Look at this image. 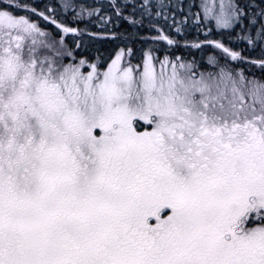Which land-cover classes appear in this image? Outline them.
<instances>
[{"label": "snow or ice", "instance_id": "obj_1", "mask_svg": "<svg viewBox=\"0 0 264 264\" xmlns=\"http://www.w3.org/2000/svg\"><path fill=\"white\" fill-rule=\"evenodd\" d=\"M110 7L64 0L39 12L58 39L0 9V264H264V79L215 56V72L167 55L157 72L151 49L138 79L123 66L131 48L102 72L65 64L64 36L84 29L59 22L58 11L72 22L85 12L101 24L124 19L169 46L181 43L171 29L180 36L189 20L177 21L165 0ZM200 7V23L239 25L236 39L264 51V0Z\"/></svg>", "mask_w": 264, "mask_h": 264}, {"label": "rangeland", "instance_id": "obj_2", "mask_svg": "<svg viewBox=\"0 0 264 264\" xmlns=\"http://www.w3.org/2000/svg\"><path fill=\"white\" fill-rule=\"evenodd\" d=\"M121 1L124 2V0H121ZM60 2L63 3L64 0H60ZM96 2H102L103 5L93 6ZM112 2L113 0H74L73 3L77 5H81L83 3H90L88 8L86 9H91V8L98 7V6L100 7L108 6V8H111L110 5L112 4ZM178 2H182V0H178ZM209 2L210 0H190V3L186 4L185 8H186L187 14H183L182 19L185 16H188L189 20L185 23V27L188 26L189 23H190V27L188 26L186 31H184L183 34L180 36H173L171 34L173 37L181 41V43L178 46H169L167 45L166 42L154 43L150 39V37L156 34H154L151 31H148L147 28H139L135 30L136 33L139 32L136 36H130L129 33L126 32L127 36L125 37V41L130 42L131 44L130 48L132 49V54L131 56L125 57L123 66L133 67V74L138 79L139 74L143 71L144 53L146 50L151 49L154 57L158 58L157 60H154L157 72L160 71L159 61L163 60L166 55L169 58L180 57L185 62L193 63L196 66L197 70L199 71L215 72V71H218V69L208 63V57L215 56L218 58L219 62L222 65L227 63L232 69H235L236 71H243L244 74L249 78L256 77V78L264 79V68H262L259 64L251 63V61L264 59V51H262L260 46L251 47L248 45L246 41L242 39H236L238 35H242V33L239 31V25H237L234 29L228 30V29H218L215 25L214 19H211V18H209L206 21H203V23L199 22L200 19H202L203 17V9L202 7H200V5L203 3H209ZM218 2L219 0H217V3ZM236 2L241 4V6H244L249 3L260 4L262 0H236ZM116 3H118V0H116ZM10 5L11 7H9ZM16 5H20V6L28 5L29 8L25 9L23 7H16ZM3 8H7V10L13 11L14 14L16 15L27 16L30 20L36 22L40 27H41L40 21L51 24L49 21L45 20L43 17H40L38 15L39 12H44L45 15H48V13L45 10H42V11L39 10V8L34 7L30 3H28L26 0H0V9H3ZM31 8H35L36 13H31L29 10ZM76 11H79V8H77ZM129 11L130 9L125 10L124 14L125 15L128 14ZM190 13H200V17L193 18L192 16H190ZM72 15L73 13L71 11H69L67 14L62 13L59 16L56 13V19L61 23H65V21H67L70 17H72ZM86 16H87V13L85 12L81 20H78L76 22H72V20H70L69 21L70 24L68 23L66 24H68L69 26L84 29L82 33V35L84 36H87L89 32H93L100 36L101 28L93 29V26L103 27L106 24H100L98 22L96 24H92L91 20H87L88 17ZM86 24H90V27H88L89 31L85 27ZM109 24L112 26V23H109ZM41 29L52 34L48 29H44L42 27ZM129 31H134V30H129ZM132 34H135V33H132ZM190 34H193V37L191 39L188 38ZM67 35H70V34H67ZM65 36H64V45L66 47L61 48V51L65 53V55L63 56V62L65 64H79L81 60L78 57H76V54L74 52L70 51V46L67 44ZM56 38L58 39L59 37H56ZM185 41H187V46L184 43ZM206 41H220L224 43L226 47H229L230 49L235 50V51H239L240 55L244 57L245 59L238 60V61H232L220 49H217L214 45L205 43ZM193 44H200V47L199 48L193 47L192 46ZM79 47H80V44H79ZM69 52L71 53V56L67 55V53ZM88 52L89 51H86V53ZM47 54L51 55V53H47ZM102 55L104 56L106 54L102 53ZM133 58H139L141 62L138 64L137 63L132 64L131 61ZM85 66H86V63H84V66L81 68V72L83 73H84ZM136 66H139V67H136ZM165 70L167 71V69Z\"/></svg>", "mask_w": 264, "mask_h": 264}, {"label": "trees", "instance_id": "obj_3", "mask_svg": "<svg viewBox=\"0 0 264 264\" xmlns=\"http://www.w3.org/2000/svg\"><path fill=\"white\" fill-rule=\"evenodd\" d=\"M28 3H30L31 5H33L34 7L39 8V10H45L48 14L50 10L53 9H60V6L62 4V2H60V0H26ZM72 2H74V0H72ZM137 3L142 2V0H136ZM166 3H169L171 5V7H169L168 11L169 12H173L175 13V18L177 21L182 20L183 14H187L186 11V4L190 3V0H182V2H178V0H165ZM123 3L121 0H118L117 4ZM90 3H83L81 5L84 6V8H88ZM96 5H103L102 2H96L93 6ZM176 5H179V7H175ZM100 7V6H98ZM101 11H107L109 12V14L112 13L111 9L108 10V6H104V7H100ZM58 16L62 14V11H58L57 12ZM88 17V16H86ZM72 17H70L67 21H65V23L70 24V20ZM34 20V19H33ZM87 20H91L92 24H96L97 22L99 23V19L98 16H92V17H88ZM125 22H127V20H120L119 23H112V28H109V23H107L105 26L103 27H95L93 26V29L95 28H101L100 30V35L104 34L103 37H94L92 36V34H90L89 36H87L86 38H78L77 36H67L66 37V42L67 44L70 46V51L74 52L76 54V57H78L80 59L81 56H83L82 53V49L85 47V55L87 57V59H92V55L94 52H103L105 53L106 56L105 59L103 60V62H100L99 66H98V71H102L107 64L110 62L111 58L113 55H116L120 49L124 48H130V42L125 41V37L127 36V31L130 29L128 28V24H126ZM169 24L171 23V20H169L168 22ZM101 24V23H100ZM40 25L42 28L44 29H48L53 35L54 37H59L60 36V32L51 24H48L47 22H42L40 21ZM161 25L164 26L167 29V24H165L163 21L161 22ZM188 26L190 27V23L188 24ZM188 26L185 27V24L182 25V28L187 29ZM87 28V30L89 29L88 27H90V24H86L85 26ZM89 31V30H88ZM97 31V30H96ZM149 31V30H148ZM154 34H156V32L151 31ZM116 35V40H111L109 39V35L110 34H114ZM119 33V34H117ZM139 32L135 33V34H131L130 36H136ZM171 34L173 36H176L175 33V28L171 29ZM114 35V36H115ZM193 37V34H190L188 36L189 39H191ZM80 44V47H79ZM100 47V49L98 50V48ZM86 51H89L88 53H86ZM100 59L102 58V53H99ZM110 56V59H109ZM132 61H140L139 58H133ZM89 71H91V69L86 68L84 69V73L87 74Z\"/></svg>", "mask_w": 264, "mask_h": 264}, {"label": "flooded vegetation", "instance_id": "obj_4", "mask_svg": "<svg viewBox=\"0 0 264 264\" xmlns=\"http://www.w3.org/2000/svg\"><path fill=\"white\" fill-rule=\"evenodd\" d=\"M239 31H240V28H239ZM240 32H241V31H240ZM100 37H101V36H100ZM109 39L114 40V41L116 40L115 36H113V37H109ZM99 49H100V47L98 48V50H99ZM82 53H83V56L80 57V60L86 61V63H87V66H86L84 69H86V68L91 69L90 65H91V64H95L96 67H97V71H98V66H99L100 62H103V60H104L105 57H106V56H103V55H102V58L100 59L101 56H99V53H103V52H99V51H97V52H94V53H93V55H92V59L89 60V59H87V57H86V55H85V47L82 49ZM116 55H117V54H116ZM116 55H113V56H112L110 62L107 64V66H106L102 71L107 70L108 66L111 64L112 60L115 59ZM228 58L230 59V57H228ZM109 59H110V57H109ZM230 60H231V59H230ZM131 62H132V64H135V63L138 64V63L141 62V60H140V61H131ZM99 67H100V66H99ZM102 71H98V72H102Z\"/></svg>", "mask_w": 264, "mask_h": 264}]
</instances>
